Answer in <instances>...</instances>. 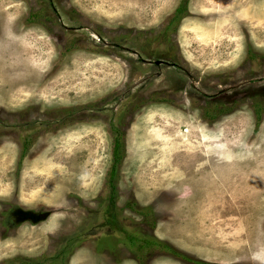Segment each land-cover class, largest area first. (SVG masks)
I'll use <instances>...</instances> for the list:
<instances>
[{"label":"rangeland","instance_id":"374dc122","mask_svg":"<svg viewBox=\"0 0 264 264\" xmlns=\"http://www.w3.org/2000/svg\"><path fill=\"white\" fill-rule=\"evenodd\" d=\"M196 261L264 264V0H0V264Z\"/></svg>","mask_w":264,"mask_h":264},{"label":"trees","instance_id":"16d2710c","mask_svg":"<svg viewBox=\"0 0 264 264\" xmlns=\"http://www.w3.org/2000/svg\"><path fill=\"white\" fill-rule=\"evenodd\" d=\"M187 7L184 6V3L182 5H180L175 12L174 18L179 19L180 15H182L184 13V11H187L186 9ZM121 134L120 132L118 133V135H116L115 138V142H114V146H113V167L109 173V176L111 178H113L116 174H117V166L119 165L122 157H123V148L122 145L123 143H121V138H120ZM25 149L26 147L23 149L22 154H25ZM113 185V183H112ZM198 262V264H205L204 262H199L196 261V263Z\"/></svg>","mask_w":264,"mask_h":264},{"label":"flooded vegetation","instance_id":"af4514ba","mask_svg":"<svg viewBox=\"0 0 264 264\" xmlns=\"http://www.w3.org/2000/svg\"><path fill=\"white\" fill-rule=\"evenodd\" d=\"M26 147V146H25ZM24 147V148H25ZM21 214H23V213H21ZM23 217H25V218H27V219H31V220H33V221H36V220H38V218L36 217V215H31V214H27V215H23Z\"/></svg>","mask_w":264,"mask_h":264},{"label":"bare ground","instance_id":"6f19581e","mask_svg":"<svg viewBox=\"0 0 264 264\" xmlns=\"http://www.w3.org/2000/svg\"><path fill=\"white\" fill-rule=\"evenodd\" d=\"M184 131V130H183ZM185 131H189L188 129L187 130H185ZM192 131V130H191ZM192 133V132H191ZM189 135V134H188ZM202 143V142H201Z\"/></svg>","mask_w":264,"mask_h":264}]
</instances>
